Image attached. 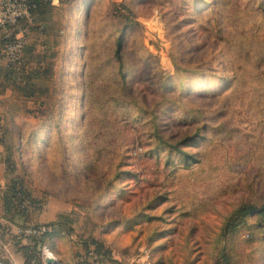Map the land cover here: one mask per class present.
<instances>
[{"label":"rangeland","instance_id":"374dc122","mask_svg":"<svg viewBox=\"0 0 264 264\" xmlns=\"http://www.w3.org/2000/svg\"><path fill=\"white\" fill-rule=\"evenodd\" d=\"M109 1L94 6L92 22L101 24L80 39L82 70L61 58L62 109L81 94V131L54 134L43 159L26 148L20 156L27 185L73 207L69 226L79 241L65 224L43 240L56 264H70L68 251L74 264L90 260L89 236L109 249L106 264H264V219L250 214L224 229L239 204L264 202V90L253 79L236 82L233 96L211 94L233 66L242 77L251 72L231 33L252 34L254 20H264L260 0L198 10L199 0H120L123 9ZM55 98L41 95L34 118L17 124L40 125ZM185 136L186 144L171 145ZM58 143L70 146L62 152ZM42 242L36 264H44Z\"/></svg>","mask_w":264,"mask_h":264},{"label":"trees","instance_id":"16d2710c","mask_svg":"<svg viewBox=\"0 0 264 264\" xmlns=\"http://www.w3.org/2000/svg\"><path fill=\"white\" fill-rule=\"evenodd\" d=\"M51 0H27L29 5V11L30 13L34 14V16L38 15L39 13H42L49 9L51 7ZM61 2H67L72 0H59ZM215 0H199V4L196 7L197 10L204 8L206 5L208 7H211L210 4H214ZM264 0L259 1V5L261 8H264ZM110 2V1H109ZM92 3V0H87L86 3L83 4L80 10V38L79 40H76V43L74 45V48H70L71 55L73 57V62L70 64L71 68L70 70H78L79 72L82 70V53H83V43L80 42V39L82 37H87L93 35L95 32V28H97L98 24H101V20L98 21V23L95 25L92 22V16L96 14L97 12L88 13V6ZM116 7L119 8H125V6L120 2H115ZM264 19V18H262ZM254 29L252 34L248 33H239L234 34L231 33L232 38L238 39V46L236 48L238 55L240 56L243 54L242 59L245 62L247 58H250L253 63L252 67L249 68L248 71H251L248 75V77H242L240 76V64H237L236 66H233L231 69L232 74L231 76L226 80H224L219 87L212 90L211 94H217V95H225V96H233L234 94V87L235 83L242 80V81H250L255 80L257 82V86H260V89L263 88L264 90V20H254ZM30 22L29 28H32ZM244 23H241L243 25ZM110 31H113V28L110 29ZM234 36V37H233ZM114 38V37H113ZM225 42H230V39L223 38ZM78 41V42H77ZM2 42L3 39L0 38V46L2 48ZM251 43H255L257 47L254 51H250L249 45ZM237 45V44H236ZM26 46L23 47L25 49ZM22 49V50H23ZM75 50V51H73ZM3 53V51H2ZM112 54L115 56L117 61H120V52H119V39L116 42V46L112 50ZM80 57V60L78 58ZM76 58V60H75ZM24 59L20 63V65L14 69V66H11L7 64L6 67L0 66V78H1V86H4L7 83V80H9V84H11L13 87H15L17 90L21 92V94L25 97H32L36 100H39V97L41 95L47 96L51 94H55L56 98L52 103V109L56 110L47 112L44 111V117L43 122H40V125L36 126L35 128H29L26 127V132L24 133L21 129L18 134H15L12 136V138H15V143L12 141L11 144H7L3 140V135L0 132V143L3 145L4 148V157L3 162L5 164L6 169L12 170L15 167V158L17 161V164L19 165V169L21 173H25V169L23 164L20 162V156L23 148H26L30 151V156H33L35 158L40 157L41 159L45 158L47 154L51 151V146H53V143L49 145L50 138L55 135L57 137L64 135L62 134V130L66 132V135H73L75 136L78 134L81 130L80 127V120H81V112L79 110L80 108V102H81V94H79V97L76 99L74 98L71 104H66L65 111L62 109V105L64 104L62 101L64 100V94L63 90H61V84L58 85V78H60L59 71L57 72V76L55 78V81L57 83L55 84V87L51 88V91L47 89L46 86L39 85L31 80L32 70H25L24 69ZM75 63L78 65V67L75 69L74 65ZM246 65V64H245ZM244 65V66H245ZM239 66V67H238ZM52 71L49 70V67L46 66L43 70H41V75L43 77H49L51 76ZM79 74V73H78ZM239 84H242V82H238ZM237 83V84H238ZM165 88V85L164 87ZM260 89L254 87L252 88L253 92H260ZM255 96V95H254ZM41 101V100H40ZM67 102V101H66ZM41 103V102H38ZM224 103V102H223ZM221 106V105H219ZM50 107V106H49ZM61 109V110H60ZM226 108L222 106L220 109L214 110L213 113L222 114V111H224ZM65 124L69 126L68 129L65 128ZM206 124H199L195 128H202L205 127ZM19 126V125H17ZM20 127V126H19ZM21 128V127H20ZM23 132V133H22ZM189 136H185L182 139L176 140L173 144V147L177 148L179 146V143H185L188 141ZM52 139V138H51ZM24 145V146H23ZM55 145V144H54ZM68 145V146H67ZM70 145L69 144H61L58 143V148L60 150L65 151ZM190 155V154H189ZM13 156H16L15 158ZM191 156V155H190ZM193 159V157L191 156ZM131 174V172H129ZM1 197L3 200L5 211L10 214H20L24 215L28 208L32 207L35 209H40L45 201V198H42L41 194L35 193L32 191V189L26 184L24 177L22 176H10L7 178V182L5 183V187L1 193ZM71 212H59L57 213L54 220L51 221H45L47 223L53 224V228L50 231H47L39 236H28L27 242L25 244L19 243V239L15 242V248L17 251H19L21 257H22V263L23 264H36V261L38 259L35 258V251L37 248V245L40 244L43 240H48V238H54V236L57 235V228L56 226H59L60 224L67 225L66 230H71V223H72V217L70 215ZM256 215L260 218V220L264 219V202L260 205H251L248 203H241L237 207H235L230 215L228 216L227 220H225L224 229L226 231L232 230L235 225H237L238 222H242L245 216L247 215ZM150 215H146V217H149ZM56 225V226H55ZM4 230L0 228V235L2 234ZM73 231V230H71ZM74 232V231H73ZM70 237L72 240H77L75 236V232L70 234ZM79 241V239H78ZM81 241V240H80ZM49 242V240H48ZM84 244V250L85 253L90 251L92 252V257L90 260L85 258L81 260H77L76 264H103L104 259H110L109 256V249L97 238L94 236H89L86 238V240H83Z\"/></svg>","mask_w":264,"mask_h":264},{"label":"crops","instance_id":"0c3cea01","mask_svg":"<svg viewBox=\"0 0 264 264\" xmlns=\"http://www.w3.org/2000/svg\"><path fill=\"white\" fill-rule=\"evenodd\" d=\"M86 1L87 0H72L61 2L59 0H51V7L36 15L31 21L33 25L32 28H29V38L24 45L26 48H22L23 50L20 56L21 62L24 59V69L34 72L31 80L39 85L46 86L50 91L58 75L57 72L63 69L61 58L63 60L66 55L69 61L73 58L70 48H74L76 40H79L81 33V13L79 8H81ZM102 1H106V4L109 2V0H92V3L88 6V13L91 14L94 6L98 3H102ZM115 1L120 2V0H114V2ZM1 33L2 30L0 29V35ZM68 64L70 65L71 63L68 62ZM0 66L7 68V60L2 53L1 46ZM18 66H14L13 68L16 69ZM46 66L52 71L49 77H43L41 75V70ZM37 104H39L38 100L23 96L19 90L9 84V80H7L4 86L0 84V132L3 135L4 142L11 144L13 141L15 143L16 140L14 137L12 138V136L18 134L21 129H24L17 126V120L24 119L30 121V118L33 119L34 116H30L31 114L29 112H31L30 109L35 108ZM26 129L27 128L23 130L24 133ZM4 154L3 145L0 143V228L4 230L0 235V250L4 256V260H13L17 264H23L22 257L14 245L18 240L14 238L16 229L23 223L54 220L57 213L71 211L73 207L71 203L63 202L61 198L50 194L45 196V201L40 209L29 207L24 215L15 213L8 215L4 208L1 193L8 177L21 176L22 174L17 164L16 156H13L15 158L14 169H6L3 162ZM24 177L26 178V176ZM26 181L27 180H25V182ZM28 186L33 192L37 193L31 185ZM26 238L27 237L19 239V243L25 244L27 242ZM66 255L68 257V262L74 264L71 258H69V251ZM103 264H106V262Z\"/></svg>","mask_w":264,"mask_h":264},{"label":"built area","instance_id":"2783aa9c","mask_svg":"<svg viewBox=\"0 0 264 264\" xmlns=\"http://www.w3.org/2000/svg\"><path fill=\"white\" fill-rule=\"evenodd\" d=\"M29 5L27 0H0V29L2 30L0 38L3 39L2 51L7 64L11 66H18L21 62L22 48L29 38V24L35 17L34 14L30 13ZM52 227L53 224L47 222L23 223L16 229L14 238L21 239L28 236H39L50 231ZM42 245H46L52 254L46 241H43ZM0 264L17 263L13 260H4V256L0 250Z\"/></svg>","mask_w":264,"mask_h":264},{"label":"water","instance_id":"95a60500","mask_svg":"<svg viewBox=\"0 0 264 264\" xmlns=\"http://www.w3.org/2000/svg\"><path fill=\"white\" fill-rule=\"evenodd\" d=\"M40 252L43 257L44 264H56L54 256L49 252L46 245L40 247Z\"/></svg>","mask_w":264,"mask_h":264}]
</instances>
